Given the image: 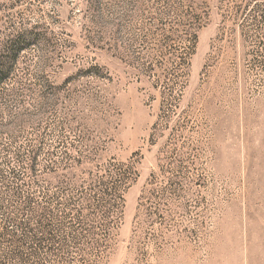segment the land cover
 Here are the masks:
<instances>
[{
	"label": "rangeland",
	"instance_id": "obj_1",
	"mask_svg": "<svg viewBox=\"0 0 264 264\" xmlns=\"http://www.w3.org/2000/svg\"><path fill=\"white\" fill-rule=\"evenodd\" d=\"M0 264H264V0H0Z\"/></svg>",
	"mask_w": 264,
	"mask_h": 264
}]
</instances>
